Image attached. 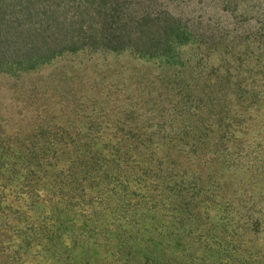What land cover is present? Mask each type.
Instances as JSON below:
<instances>
[{
    "label": "trees",
    "instance_id": "16d2710c",
    "mask_svg": "<svg viewBox=\"0 0 264 264\" xmlns=\"http://www.w3.org/2000/svg\"><path fill=\"white\" fill-rule=\"evenodd\" d=\"M0 264H264V0H0Z\"/></svg>",
    "mask_w": 264,
    "mask_h": 264
}]
</instances>
